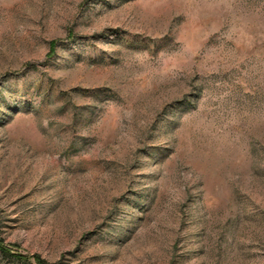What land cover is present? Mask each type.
Wrapping results in <instances>:
<instances>
[{"label": "rangeland", "instance_id": "rangeland-1", "mask_svg": "<svg viewBox=\"0 0 264 264\" xmlns=\"http://www.w3.org/2000/svg\"><path fill=\"white\" fill-rule=\"evenodd\" d=\"M0 264H264V0H0Z\"/></svg>", "mask_w": 264, "mask_h": 264}]
</instances>
